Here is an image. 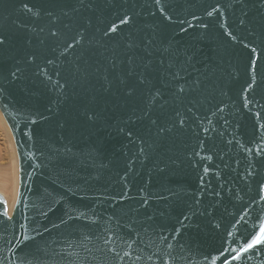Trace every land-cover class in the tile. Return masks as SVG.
Returning a JSON list of instances; mask_svg holds the SVG:
<instances>
[{
  "label": "water",
  "instance_id": "95a60500",
  "mask_svg": "<svg viewBox=\"0 0 264 264\" xmlns=\"http://www.w3.org/2000/svg\"><path fill=\"white\" fill-rule=\"evenodd\" d=\"M0 40V264H264V0H0Z\"/></svg>",
  "mask_w": 264,
  "mask_h": 264
},
{
  "label": "rangeland",
  "instance_id": "374dc122",
  "mask_svg": "<svg viewBox=\"0 0 264 264\" xmlns=\"http://www.w3.org/2000/svg\"><path fill=\"white\" fill-rule=\"evenodd\" d=\"M0 111V192L6 196L10 205L16 199L18 190V156L9 126ZM12 153L15 157L13 169ZM8 182V183H7ZM11 185V186H10ZM15 190L12 193L11 187ZM11 192V193H10Z\"/></svg>",
  "mask_w": 264,
  "mask_h": 264
},
{
  "label": "bare ground",
  "instance_id": "6f19581e",
  "mask_svg": "<svg viewBox=\"0 0 264 264\" xmlns=\"http://www.w3.org/2000/svg\"><path fill=\"white\" fill-rule=\"evenodd\" d=\"M7 126H8V125H7ZM12 160H13V169H14V168H15V165H14L15 157H14L13 153H12ZM7 183H8V182H7ZM10 186H11V185H10ZM14 190H15V187L12 186V187H11V192L13 193ZM11 192H10V193H11ZM16 195H17V194H16ZM5 197H6V196H5ZM6 199H7V198H6ZM7 201H8V199H7ZM14 201H15V200H14ZM13 203H14V202H13ZM13 203L10 205V202H8L10 208L12 207Z\"/></svg>",
  "mask_w": 264,
  "mask_h": 264
},
{
  "label": "snow or ice",
  "instance_id": "6c2138e0",
  "mask_svg": "<svg viewBox=\"0 0 264 264\" xmlns=\"http://www.w3.org/2000/svg\"><path fill=\"white\" fill-rule=\"evenodd\" d=\"M157 2H159V0H157ZM0 43H2V40H0ZM181 123H183V122L181 121ZM261 231H262V234H264V229H262ZM253 243H259V237H257V238L253 241ZM252 246H253L252 244H249V247H252Z\"/></svg>",
  "mask_w": 264,
  "mask_h": 264
}]
</instances>
